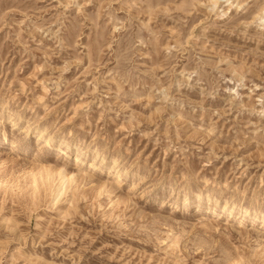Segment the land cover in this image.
Listing matches in <instances>:
<instances>
[{
  "label": "rangeland",
  "instance_id": "obj_1",
  "mask_svg": "<svg viewBox=\"0 0 264 264\" xmlns=\"http://www.w3.org/2000/svg\"><path fill=\"white\" fill-rule=\"evenodd\" d=\"M0 264H264V0H0Z\"/></svg>",
  "mask_w": 264,
  "mask_h": 264
},
{
  "label": "bare ground",
  "instance_id": "obj_2",
  "mask_svg": "<svg viewBox=\"0 0 264 264\" xmlns=\"http://www.w3.org/2000/svg\"><path fill=\"white\" fill-rule=\"evenodd\" d=\"M48 141V140H47ZM51 143V142H50ZM50 144H49V142H47V144H45L44 146H45V148L46 147H48ZM63 153V152H62ZM59 176H61V179H62V186H60V188L58 189V191H56V198H58L59 196H60V191L62 190V187L64 186V184H65V178H66V174H65V172L63 173V172H60L59 173ZM50 177V176H49ZM67 182V181H66ZM195 198H197V197H195Z\"/></svg>",
  "mask_w": 264,
  "mask_h": 264
}]
</instances>
